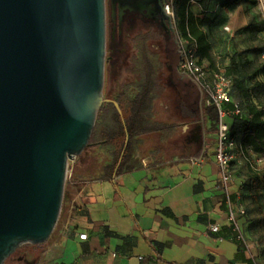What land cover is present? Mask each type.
Masks as SVG:
<instances>
[{"label":"crops","instance_id":"obj_1","mask_svg":"<svg viewBox=\"0 0 264 264\" xmlns=\"http://www.w3.org/2000/svg\"><path fill=\"white\" fill-rule=\"evenodd\" d=\"M191 11L210 36L217 65L227 61L229 66L237 52L254 47L247 35L236 32L260 18L256 6L227 8L213 0L207 12L195 2ZM253 56H248L250 61ZM255 94L252 102L264 103ZM148 100L153 102L154 96ZM205 106L203 96H170L159 124L143 122L135 128L124 160L97 158L90 148L71 161L47 261L264 264L261 244L250 242L251 249L244 250L230 228L216 160L217 129L212 130ZM241 163L239 159L233 169V197L251 211V199L240 193L246 178L240 173ZM213 226L220 230L213 232ZM80 234H87V239L81 240Z\"/></svg>","mask_w":264,"mask_h":264},{"label":"water","instance_id":"obj_2","mask_svg":"<svg viewBox=\"0 0 264 264\" xmlns=\"http://www.w3.org/2000/svg\"><path fill=\"white\" fill-rule=\"evenodd\" d=\"M105 56V0H0V264L52 236L102 105L123 117L103 98Z\"/></svg>","mask_w":264,"mask_h":264},{"label":"rangeland","instance_id":"obj_3","mask_svg":"<svg viewBox=\"0 0 264 264\" xmlns=\"http://www.w3.org/2000/svg\"><path fill=\"white\" fill-rule=\"evenodd\" d=\"M257 1L256 8L261 18L264 19V11L261 7L262 0ZM105 3L106 56L103 87L104 99L115 101L122 99L125 108L128 107L130 100L135 99V120L139 124L144 122L147 126L149 123L151 125L159 124V117L162 116L163 111L167 110L170 96H205L182 70L176 35H169L166 31L159 29L161 27L158 21L146 15V13L137 10H131V12L129 9L130 5L125 0L120 2L121 9L119 7L118 9L121 11L129 10L125 11V17L126 26L132 32V38L123 42L117 35L113 40L112 15L116 1L105 0ZM131 25L133 26L132 29ZM254 46L264 48V34L260 41L254 43ZM123 47L125 51L121 53L120 51ZM252 58L256 65L264 64V55L253 56ZM225 64L219 66L215 63V66L212 67L225 72L228 66L227 61ZM259 78L264 80V75H260ZM258 94L264 101V91H259ZM148 96H154L153 102L149 103ZM155 117L157 118L156 122L154 121ZM118 126L114 111L109 112L104 109L98 112L90 144L85 150L92 148L95 150L94 155L97 158L111 157L115 160L122 144L119 141L115 144L111 135L118 129ZM214 142H216V138ZM70 164L71 161H69V170ZM238 166L241 168L240 173L245 175L247 166L244 162ZM258 166L264 167V160L258 162ZM68 178L67 176L66 184ZM251 215L254 218H259L262 224L253 228H250V223L245 226L248 240L252 243L259 242L261 249L264 250V199L262 215L259 214V210L255 207H252ZM55 232L56 229L50 239L43 244L26 243L21 245L4 264H50L46 259V251L55 237Z\"/></svg>","mask_w":264,"mask_h":264},{"label":"trees","instance_id":"obj_4","mask_svg":"<svg viewBox=\"0 0 264 264\" xmlns=\"http://www.w3.org/2000/svg\"><path fill=\"white\" fill-rule=\"evenodd\" d=\"M215 1L218 2L220 7L227 8L236 7L241 3H250L253 6L258 4L257 0ZM193 2L197 3L204 12H207L213 0H172L179 33L184 38H189L190 35L196 41L198 46V62L200 64L205 65L211 72L220 71L213 68L215 66V60L212 55V42L208 33L202 28V20L197 18L191 11ZM236 34L247 35L254 43L260 41L264 34V19H262L261 16L260 18L251 19L250 22L246 26L240 28ZM251 54L255 57L264 55V48L254 46L237 52L232 57L230 65L227 66L224 72L227 77L231 78L232 85L230 96L233 98V103L226 105V108L232 110L235 104H237L241 109L240 114H230L227 118V122L230 125V137L235 140L238 146H242L245 149V156L247 158V160H241L247 166V172L245 174V181L240 186V193L244 197L251 199L253 207L258 209L259 214L262 215L264 167L258 166V158L264 157V103L256 104L252 102L251 96H256L255 93L260 90L264 91V80H258L260 75H264V64L260 63L256 65L254 61H250L248 56ZM249 84L252 86L249 87ZM116 101L123 111V117L119 114L114 104L110 102H105L100 111L104 109L109 112L114 111L116 120L119 124L118 129L111 135L113 136L112 139L115 144H117L118 141L122 144L116 158L118 163L121 157H123L124 160L129 155L131 138L135 134V128L142 125V123L139 124L135 120V99L130 100L127 108L124 107L122 99ZM205 114L212 121V130H216L217 112L215 108L205 106ZM250 150L253 154L250 153ZM237 161L238 160L232 163V175ZM233 200L243 204L247 208L243 201H238L235 197H233ZM249 223L250 228H253L256 225H261L262 221L259 218L252 217L251 211L248 212L247 209L246 215L241 218V225L246 237L247 232L245 226ZM243 248L245 250V247ZM261 258L264 260L263 249L261 250Z\"/></svg>","mask_w":264,"mask_h":264},{"label":"built area","instance_id":"obj_5","mask_svg":"<svg viewBox=\"0 0 264 264\" xmlns=\"http://www.w3.org/2000/svg\"><path fill=\"white\" fill-rule=\"evenodd\" d=\"M163 10L169 18L171 27L177 37L179 50L182 55V70L204 93L205 105L214 107L217 112L216 160L220 172V189L224 195L230 228L236 240L244 245L246 251H249L251 244L241 225V218L246 215L247 208L233 200L232 192V163L239 159L247 160V158L245 149L242 146H238L235 140L230 137V125L227 122V118L230 114L238 115L241 113V109L237 104L232 110L226 108V105L233 103V98L230 96L231 78L227 77L223 71L211 72L205 65L198 62L197 43L190 35L189 38H184L180 35L172 0H164ZM250 153L253 154L251 150ZM263 160L264 157L259 159L258 162ZM70 174L68 167L67 176L69 177ZM219 230L218 226L212 227L213 232H218ZM87 237V234H80L81 240H86ZM220 239L222 240V238Z\"/></svg>","mask_w":264,"mask_h":264},{"label":"flooded vegetation","instance_id":"obj_6","mask_svg":"<svg viewBox=\"0 0 264 264\" xmlns=\"http://www.w3.org/2000/svg\"><path fill=\"white\" fill-rule=\"evenodd\" d=\"M116 1V3L114 4L115 7H114V10H113V15H112V21H113V40H114V37H116L117 35L121 38V40L124 42L126 39L129 40L130 38H132V32L130 30V28H128L126 26V10L128 9H125V11H121L119 9L120 8V2L121 1H118V0H114ZM163 3H164V0H162V6H163ZM119 7V9H118ZM129 7V6H128ZM130 11H135V7H129ZM129 11V10H128ZM131 11V12H132ZM138 11V10H137ZM141 12V11H140ZM142 13H146V15L152 17L153 19H155L156 21H158L159 25L161 28L159 29H162L164 31H166L167 34L171 35L173 34L175 36V33L171 27V24L169 22V19H167L165 17V15L162 13V12H159V14H157L156 17H154L153 15H151L149 12L147 11H144ZM132 25H131V29H132ZM122 49V48H121ZM124 47L123 49L120 51L121 53H124ZM179 53H180V50H179ZM180 58H181V64H182V55L180 53ZM131 70H133V68H131Z\"/></svg>","mask_w":264,"mask_h":264},{"label":"bare ground","instance_id":"obj_7","mask_svg":"<svg viewBox=\"0 0 264 264\" xmlns=\"http://www.w3.org/2000/svg\"><path fill=\"white\" fill-rule=\"evenodd\" d=\"M153 1H154V3H151L150 9H145L143 11H147L150 14L152 13L151 15H153L154 17H156L157 14H159V12H161V10H160V6L158 4V1L157 0H153ZM261 7H262V9L264 11V0H262V2H261ZM137 9H139L140 11H142L141 8H137Z\"/></svg>","mask_w":264,"mask_h":264}]
</instances>
